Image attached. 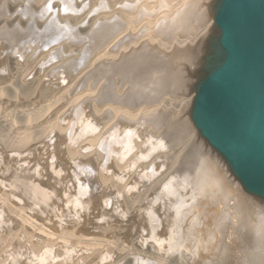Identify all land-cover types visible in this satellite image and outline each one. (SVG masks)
Segmentation results:
<instances>
[{"label":"rangeland","instance_id":"rangeland-1","mask_svg":"<svg viewBox=\"0 0 264 264\" xmlns=\"http://www.w3.org/2000/svg\"><path fill=\"white\" fill-rule=\"evenodd\" d=\"M186 1L0 0V37L2 36L0 46L3 48H0V98H2L0 99V126L2 125L0 129V173L2 176L0 174V178H3L0 179V192L2 191V194L0 193V210L3 213L1 215L0 212L2 216H0V226L2 227L0 228V258L2 257L0 264L9 262V264L11 262L32 264L33 260L34 262L37 261L36 259L40 261L41 257L48 256L50 251L51 253L58 251L63 254L50 253L49 255L52 257L48 256V259L46 256L43 257L45 261L50 258V262L47 261L49 264H52L53 261V264H57L58 261L60 264H264V201L255 203L254 197L243 191L240 193L241 188L229 175L221 159L209 150L201 138L193 132L191 123H188L190 127L187 125V128L183 126L180 119L178 105L183 93L181 88L185 81L189 83L190 88L191 72L195 68L199 54V46L197 47L196 43L202 6L198 0ZM196 1L198 7L195 6L197 5ZM178 3L182 6L175 7ZM178 7H183L184 11L182 10L181 13ZM171 21L174 26L171 25ZM151 22L153 24H150ZM62 47H64L63 50ZM69 48L71 49L67 52ZM148 56L159 60L162 58V70L166 77L163 76V73L151 72L152 79L150 78L151 73L148 72L147 78L157 79V86L154 88L147 84L148 87L143 92L152 95L150 97H153V100L134 108L137 103L133 105L134 95L130 97L132 92L129 88L133 83V74L136 75V59L139 57L147 59ZM51 60L55 62L54 65ZM126 62H132L134 68L130 67L131 63ZM128 67L130 69L127 71ZM74 72L76 74H73ZM160 83H162L161 86ZM106 87H108L107 90ZM56 88L57 90H55ZM151 89L155 92H148ZM64 92L66 94L68 92V94L66 95ZM71 99H74L72 102L74 101L75 104L82 105L71 104L72 102H69ZM75 108L81 109L79 111ZM136 109L138 114L133 113ZM66 110L69 116L75 115L74 118L70 116L73 120L67 119ZM81 113L83 114L81 115ZM27 116L30 117L26 118ZM90 116L91 118H89ZM83 118L88 122L86 123ZM88 118L91 120L89 121ZM55 119H58V122ZM50 120L54 121L50 123ZM55 122L60 125L66 123L68 125L66 124V129H64L65 127L62 128L59 124H54ZM91 122L96 123V126L97 124L101 125L97 126L98 129L94 128L96 130L93 132L94 134L91 133L94 131L91 127L95 124L93 125ZM136 124L138 131L135 127ZM59 126L61 130L58 128ZM89 126L91 127L88 128ZM124 127L128 129H124ZM67 129L74 131H71V134ZM84 129L87 130V134ZM50 130L57 131L52 135ZM109 130L111 131L109 132ZM63 131L69 136L64 135ZM82 131L85 134H82ZM119 131L120 134H125L127 137L124 136V138L122 135L119 137ZM109 133L111 135H108ZM73 136H78V139L72 138ZM89 140V144L93 141V145H97V147H88L89 144L88 146L86 144ZM100 141L102 142L99 143ZM81 143H85V145ZM85 146L87 147L84 148ZM16 148L25 156L26 161L20 165V168L15 167L11 170L7 168V157L5 156ZM91 152H93L92 155L89 154ZM41 153L45 155H41ZM86 154L90 156L88 157ZM47 155L49 156L47 157ZM84 155L86 156L84 157ZM64 157L67 159H62ZM3 159L4 161H2ZM68 160L70 161L68 162ZM74 161L77 162L72 164ZM62 164H65L64 169H61ZM73 165L77 168L76 170L72 169ZM63 170L65 175L59 173ZM80 172L87 173L83 175ZM13 175L15 177H11ZM61 177L63 178L61 179ZM86 177L90 179H86ZM5 179L7 180L4 181ZM56 180L59 184H72V187L68 185L69 191L74 189L82 194L81 190H84L87 193L83 194L78 202L81 205L79 204L76 209L68 211L63 209L60 213L62 219L59 221L50 215L48 219L50 217L52 219L49 222L44 215L46 213L43 211L46 210L44 208H47L48 212H52L50 209L56 208L58 199L60 198L61 201L64 199V195L61 196L62 191L52 185L56 183ZM15 181H19V183ZM35 181L42 183L41 185L46 182V185H43L44 188H50L52 185L54 190L51 186V190H53L51 194H54L55 197L49 194L46 197L48 200H45L46 198L36 199V195H33L36 201L32 196L33 199H31L29 195L33 193V186L29 184L31 182L34 185ZM2 184L5 186L3 190ZM64 184L61 185L66 187ZM79 184L81 187L78 186ZM12 188H16V191ZM3 191L11 200L6 199V196L5 199H2L5 195ZM58 192L61 194H57ZM105 195H108L109 198ZM42 199L45 200L44 204H42ZM56 199L57 202L54 201ZM117 201L120 203L118 204ZM30 202L32 203L30 204ZM98 203L99 205H97ZM33 204L34 208L31 209ZM36 204H40V207ZM47 206L52 207L49 209ZM6 207L10 210H7ZM12 209L13 211H11ZM56 211L57 208L54 213ZM80 211L83 213L81 214ZM4 213L8 214V220ZM72 216L75 217L71 219ZM53 220L55 221L52 222ZM56 224L63 226H55V229L54 225ZM43 234L59 242L56 243L59 248L55 246L56 248L52 250L41 244L40 237ZM69 239L71 240L69 241ZM66 241L70 242L73 248L67 247L70 243ZM60 244H65L62 246L64 249ZM27 245L33 248L30 249ZM5 247L6 249L8 247L7 251H5ZM39 248L40 254L38 253ZM14 250L17 251L14 252ZM44 250L49 251H46V254ZM17 252L19 253L17 254ZM58 257L62 262L57 259Z\"/></svg>","mask_w":264,"mask_h":264},{"label":"water","instance_id":"water-1","mask_svg":"<svg viewBox=\"0 0 264 264\" xmlns=\"http://www.w3.org/2000/svg\"><path fill=\"white\" fill-rule=\"evenodd\" d=\"M188 117L241 191L264 201V0H212Z\"/></svg>","mask_w":264,"mask_h":264},{"label":"bare ground","instance_id":"bare-ground-1","mask_svg":"<svg viewBox=\"0 0 264 264\" xmlns=\"http://www.w3.org/2000/svg\"><path fill=\"white\" fill-rule=\"evenodd\" d=\"M183 1V0H182ZM186 1V0H185ZM188 1H190V0H188ZM198 1H200V6H201V16H200V21H199V26H198V28H197V47L198 46H200V44H201V41L203 40V38L207 35V33H208V31L210 30V28L212 27V21H211V17L209 16V6H210V4H211V2H212V0H198ZM68 2V1H67ZM187 2V1H186ZM27 3V2H26ZM119 3H121V2H119ZM181 4H182V2H180ZM180 3H178V4H176V6L175 7H177L178 5L179 6H182ZM192 3V2H191ZM195 3H197V1L195 2ZM194 3V4H195ZM8 4V3H7ZM24 4V3H23ZM45 4V3H44ZM115 4V3H114ZM139 4V3H138ZM15 5V4H14ZM140 5V4H139ZM190 5V4H189ZM193 5V4H192ZM16 6H18L17 4H16ZM25 6V5H24ZM196 7H198V3H197V5H195ZM26 7H27V5H26ZM134 7H136V6H134ZM192 7V6H191ZM14 8H15V6H14ZM13 8V9H14ZM137 8V7H136ZM180 8V12L184 9L183 7H178V9ZM183 8V9H182ZM19 9V8H18ZM193 9H195V8H193ZM171 11L173 10V9H170ZM191 10H192V8H191ZM8 11V10H7ZM10 12H11V10H9ZM18 11V10H17ZM184 11V10H183ZM182 11V12H183ZM34 12V11H33ZM46 12V11H45ZM181 12V13H182ZM169 13V12H168ZM170 13H172V12H170ZM52 14V13H51ZM63 14V13H62ZM180 14V13H179ZM1 15V14H0ZM60 16V15H59ZM166 16V15H165ZM27 17V16H26ZM56 17V16H55ZM167 17V16H166ZM4 18V17H3ZM10 18V17H9ZM8 18V19H9ZM15 18V17H14ZM59 18V17H58ZM46 19V18H45ZM44 19V20H45ZM57 20V19H56ZM151 21H153V20H151ZM156 21V20H155ZM12 22V21H11ZM58 22V21H57ZM5 23V22H4ZM38 23V22H37ZM43 23V22H42ZM47 23V22H46ZM60 23V22H59ZM114 23V22H113ZM156 23V22H155ZM171 23V25L172 26H174V23L171 21L170 22ZM23 24V23H22ZM48 24V23H47ZM150 24H153L152 22L150 23ZM20 25V24H19ZM24 25V24H23ZM49 25V24H48ZM114 25V24H113ZM12 26V25H11ZM21 26V25H20ZM31 26V25H30ZM38 26V25H37ZM6 27V26H5ZM4 27V28H5ZM25 27V26H24ZM34 28H36L35 26H34ZM40 28V27H39ZM65 28V27H64ZM156 28V27H155ZM8 29V28H7ZM33 29V28H32ZM38 29V28H37ZM42 29V28H41ZM44 29V28H43ZM160 29V28H159ZM171 29V28H170ZM172 29H173V27H172ZM109 30V29H108ZM72 31V30H71ZM170 31V30H169ZM50 33H52L51 31H49ZM77 32H78V30H77ZM83 32V31H82ZM110 32H112V31H110ZM116 32V31H115ZM18 33V32H17ZM41 33V32H40ZM72 33V32H71ZM114 33V32H113ZM117 33V32H116ZM67 34V33H66ZM70 34V33H69ZM68 34V35H69ZM73 34V33H72ZM83 34H84V32H83ZM175 34V33H174ZM177 34V33H176ZM61 35H63V34H61ZM114 35H115V33H114ZM169 35V34H168ZM28 36V35H27ZM30 36V35H29ZM67 36V35H66ZM99 36V35H98ZM112 36V35H111ZM172 36V35H171ZM171 36H169V37H171ZM2 37V36H1ZM0 37V38H1ZM25 39H26V37L25 36H23ZM84 37H85V34H84ZM122 37V36H121ZM31 38V37H30ZM41 38V37H40ZM39 38V39H40ZM109 38H111V37H109ZM115 38H116V36H115ZM177 38V37H176ZM24 39V40H25ZM49 39V38H48ZM70 39V38H69ZM107 39V38H106ZM113 39V38H112ZM121 39V38H120ZM30 40V39H29ZM38 40V39H37ZM54 40V39H53ZM116 40V39H115ZM19 41V40H18ZM32 41H35V40H32ZM52 41V40H51ZM57 41V40H56ZM92 41V40H91ZM95 41V40H94ZM38 42H40V41H38ZM44 42H46L45 40H44ZM14 43V42H13ZM31 43V42H30ZM34 43V42H33ZM56 43V42H55ZM54 44V43H53ZM64 44L66 45V43L64 42ZM63 44V45H64ZM99 44V43H98ZM97 44V45H98ZM140 44V43H139ZM43 45V44H42ZM101 45V44H100ZM39 46H41V45H39ZM67 46V45H66ZM99 46V45H98ZM115 46V45H114ZM118 46H119V44H118ZM142 46V45H141ZM38 47V46H37ZM43 47V46H42ZM48 47V46H47ZM51 47V46H50ZM61 47V46H60ZM0 48H2L1 46H0ZM57 48V47H56ZM129 48V47H128ZM133 48H135L134 46H133ZM176 48V47H175ZM3 49V48H2ZM53 49V48H52ZM64 49V47H62V50ZM66 49V48H65ZM70 49L71 48H69V50L67 51V52H69L70 51ZM110 49V48H109ZM124 49V48H123ZM139 49V48H138ZM92 50V49H91ZM122 50V49H121ZM50 51V50H49ZM48 51V52H49ZM76 51V50H75ZM113 51V50H112ZM124 51H127V50H124ZM123 51V52H124ZM51 52V51H50ZM66 52V53H67ZM72 52V51H71ZM74 52V51H73ZM92 52V51H91ZM90 52V53H91ZM140 52H141V50H140ZM46 53V52H45ZM44 53V54H45ZM63 53V52H62ZM65 53V52H64ZM89 53V54H90ZM100 53V52H99ZM119 53V52H118ZM117 53V54H118ZM175 53H176V51H175ZM47 54V53H46ZM103 54H104V50H103ZM103 54H101V55H103ZM142 54V53H141ZM27 55V54H26ZM105 55H106V53H105ZM134 55V54H133ZM143 55V54H142ZM173 55V54H172ZM63 56V55H62ZM94 56V55H93ZM116 56H118V55H116ZM127 56H129V55H127ZM146 56V55H145ZM40 57V56H39ZM69 57V56H68ZM70 57H71V54H70ZM94 57H96V56H94ZM107 57H109V56H107ZM112 57V56H111ZM3 58V57H2ZM134 58V57H133ZM34 59V58H33ZM106 59V58H105ZM135 59V58H134ZM162 59V58H161ZM159 60V59H154V58H152V57H150V56H148L147 57V59L144 57H139V59H136L137 61H136V68L135 69H137L136 70V75L135 74H133V78H132V80H133V83H132V85L130 84V88L129 89H131V95H130V97H133V95H134V99H133V105H134V103H137L136 105H134L135 107L134 108H136L137 106H139L140 104L141 105H143V104H145V103H147V102H149V101H151V100H153V97L151 98L150 96H152V95H150L149 93H144L143 91H144V89L146 88V87H148V85L150 86V87H154L155 88V86H157L156 85V81H157V79H154V80H152L153 78H152V73L151 72H156V73H163V62H161L162 60ZM40 60H42V59H40ZM129 60H131V59H129ZM28 61V60H27ZM43 61V60H42ZM42 61H40V62H42ZM51 61H53V60H51ZM77 61V60H76ZM95 61H96V59H95ZM7 62V61H6ZM37 62V61H36ZM39 62V63H40ZM54 62V61H53ZM52 62V63H53ZM65 62V61H64ZM63 62V63H64ZM71 62V61H70ZM78 62V61H77ZM81 62V61H80ZM133 64L135 65V61L133 60ZM60 63V62H59ZM62 63V64H63ZM85 63V62H84ZM92 63V62H91ZM126 63H128V64H130L131 63V66L130 67H133L134 68V66H132L133 64H132V62H126ZM31 64H33V63H31ZM48 64V63H47ZM55 64V62L52 64V65H54ZM87 64V63H86ZM93 64V63H92ZM94 64H95V62H94ZM38 65V64H37ZM49 65V64H48ZM50 65H51V63H50ZM51 65V66H52ZM167 65V64H166ZM169 65V64H168ZM32 66H34V64L32 65ZM39 66H40V64H39ZM47 66V65H46ZM45 66V67H46ZM50 66V67H51ZM126 66H128V65H126ZM192 66H193V64H192ZM49 67V66H48ZM48 67H46V68H48ZM85 67V66H84ZM92 67V66H91ZM122 67V66H121ZM40 68H41V66H40ZM45 68V69H46ZM54 68V67H53ZM70 68V67H69ZM164 68H165V66H164ZM191 68V67H190ZM33 69V68H32ZM45 69H44V71H45ZM49 69H51V68H49ZM93 69V68H92ZM95 69V68H94ZM103 69V68H102ZM128 69H130L129 67L127 68V71H128ZM69 70V69H68ZM98 70V69H97ZM107 70V69H106ZM34 71V70H33ZM46 71H47V69H46ZM103 71V70H102ZM105 71V70H104ZM133 71V70H132ZM178 71V70H177ZM186 71V70H185ZM106 72V71H105ZM148 72H150L151 73V75H150V78H152V79H150V78H147L148 76ZM166 72V71H165ZM170 72V71H169ZM27 73V72H26ZM34 73V72H33ZM85 73V72H84ZM91 73V72H90ZM130 73H133V72H130ZM178 73V72H177ZM73 74H76L75 72L73 73ZM167 74V73H166ZM171 74V73H170ZM3 75H5V74H3ZM23 75V74H22ZM34 75V74H33ZM32 75V76H33ZM36 75V74H35ZM39 75V74H38ZM78 75V74H77ZM88 75V74H87ZM90 75V74H89ZM93 76V75H92ZM124 76V75H123ZM159 76V75H158ZM163 76L164 77H166L165 76V74L163 73ZM167 76H168V74H167ZM179 76V75H178ZM12 77V76H11ZM30 77H31V75H30ZM36 77V76H35ZM109 77V76H108ZM171 77H173V76H171ZM181 77V76H180ZM123 78V77H122ZM174 78V77H173ZM183 78V77H182ZM164 80H166V78H163ZM187 79V78H186ZM179 80V79H178ZM177 80V81H178ZM181 80V79H180ZM190 80V79H189ZM19 81V80H18ZM17 81V82H18ZM123 81V80H122ZM131 81V80H130ZM172 81V80H171ZM16 82V81H15ZM24 82V81H23ZM25 82H26V80H25ZM119 82V81H118ZM124 82V81H123ZM158 82H160V80H158ZM173 82V81H172ZM186 82V81H185ZM185 82H183L184 83V85H182L183 86V88H181V91L183 92L182 93V96H181V102L179 103V105H178V107H179V111H180V119H181V122L184 124L183 126H185V127H187L188 128V126L190 127V125L188 124V123H190V120H189V117H188V109H189V105H190V101H191V98H190V88H189V83H185ZM21 83V82H20ZM47 83V82H46ZM70 83V82H69ZM121 83V82H120ZM119 83V84H120ZM151 83H152V85H151ZM165 84H166V82H164ZM171 83V82H170ZM174 83V82H173ZM182 83V84H183ZM45 84V83H44ZM118 84V85H119ZM148 84V85H147ZM158 84V83H157ZM168 84V83H167ZM50 85V84H49ZM70 85V84H69ZM162 85V83H160V86ZM164 85V84H163ZM42 86V85H41ZM112 86V85H111ZM158 86H159V84H158ZM16 87V86H15ZM61 87V86H60ZM49 88H50V86H49ZM107 88L108 87H106V90H107ZM127 88V87H126ZM41 89V88H40ZM148 89V88H147ZM157 89V88H156ZM155 89V90H156ZM160 89V88H159ZM55 90H57V88L55 89ZM52 91V90H51ZM60 91V90H59ZM62 91V90H61ZM130 91V90H129ZM128 91V92H129ZM150 91H154V90H148V92H150ZM63 92V91H62ZM155 92V91H154ZM65 93V92H64ZM130 93V92H129ZM158 93V92H157ZM66 94V93H65ZM67 94H68V92H67ZM66 94V95H67ZM121 94V93H120ZM136 94V95H135ZM102 95H104V94H102ZM117 95V94H116ZM127 96V95H126ZM154 96V95H153ZM1 97V96H0ZM45 97V96H44ZM94 97V96H93ZM106 97V96H105ZM125 97V96H124ZM128 97V96H127ZM39 98V97H38ZM68 98V97H67ZM76 99L78 98V97H75ZM81 98V97H80ZM126 98V97H125ZM124 98V99H125ZM129 98V97H128ZM0 99H2V98H0ZM123 99V98H122ZM38 100V99H37ZM43 100V99H42ZM72 100H74V99H71L69 102L71 103L72 102ZM88 100H90L89 98H88ZM94 100V99H93ZM33 101H34V99H33ZM79 101V100H78ZM82 101H84V100H82ZM126 101V100H125ZM69 102H68V104H69ZM80 102V101H79ZM127 102H129L128 100H127ZM67 103V102H66ZM74 103V101L71 103V104H73ZM82 103V102H81ZM120 103V102H119ZM131 103V102H130ZM67 104V105H68ZM77 104H79V103H77ZM77 104H75L74 103V105H77ZM14 105H15V103H14ZM27 105V104H26ZM67 105H65L66 107H67ZM79 105H82V104H79ZM4 106V105H3ZM5 107V106H4ZM72 107H73V105H72ZM71 107V108H72ZM75 107V106H74ZM83 107H84V104H83ZM5 108H8V107H5ZM36 108V107H35ZM49 108H51V107H49ZM62 108H64V107H62ZM71 108H69V109H71ZM82 108V107H81ZM80 108V109H81ZM89 108V107H88ZM60 109V108H59ZM66 109V108H65ZM76 109V108H75ZM78 109V108H77ZM76 109V110H77ZM80 109H78L79 111H80ZM51 110H53V109H51ZM50 110V111H51ZM61 110H63V109H61ZM72 110H74L73 108H72ZM75 110V111H76ZM67 111V110H66ZM65 111V112H66ZM103 111V110H102ZM146 111H148V110H146ZM4 112H5V110H4ZM26 112V111H25ZM36 112V111H35ZM35 112H32V113H35ZM73 112V111H72ZM2 113V112H1ZM14 113V112H13ZM60 113H62L61 111H60ZM70 113H71V111H70ZM111 113V112H110ZM133 113H137L138 114V110L136 109V110H134L133 111ZM49 114V113H48ZM59 114V113H58ZM67 114H68V111H67ZM83 113H81V115H82ZM85 114V113H84ZM93 114V113H92ZM97 114H100V113H97ZM120 114V113H119ZM31 115H33V114H31ZM39 115V114H38ZM46 115H47V113H46ZM54 115H57V114H54ZM63 115H64V113H63ZM62 114H61V117L63 116ZM66 115V114H65ZM113 115V114H112ZM121 115V114H120ZM5 116V115H4ZM60 116V115H59ZM66 116H68V118L67 117H65V118H67V119H70V121H71V119L72 118H74V114H73V117L71 118L70 116H69V114L68 115H66ZM100 116V115H99ZM101 116H102V114H101ZM110 116V115H109ZM134 116V115H133ZM30 117V116H29ZM28 116L26 117V118H29ZM43 117V116H42ZM41 117V118H42ZM54 117V116H53ZM55 117H57V116H55ZM87 117V116H86ZM86 117H84V118H86ZM105 117V116H104ZM129 117V116H128ZM132 117V116H131ZM3 118V117H2ZM5 118V117H4ZM34 118V117H33ZM44 118V117H43ZM42 118V119H43ZM46 118V117H45ZM83 118V120L85 121V119ZM89 118H91V116L89 117ZM88 118V119H89ZM108 118V117H107ZM106 118V119H107ZM46 119H48V118H46ZM60 120H62L61 118H59ZM63 119H64V117H63ZM76 119V118H75ZM74 119V120H75ZM87 119V120H88ZM96 119H97V116H96ZM100 119H102V118H100ZM133 119V118H132ZM15 120V119H14ZM31 120H33V119H31ZM37 120H39V119H37ZM57 120V122H58V119H55V121ZM73 120V119H72ZM77 120V119H76ZM75 120V121H76ZM80 120V119H79ZM91 119H89V121H90ZM104 120V119H103ZM117 120V119H116ZM125 120H126V118H125ZM1 121V120H0ZM11 121H12V119H11ZM21 121V120H20ZM30 121V120H29ZM52 120H50V123H52L51 122ZM63 121V120H62ZM67 121V120H66ZM78 121V120H77ZM97 121V120H96ZM99 121V120H98ZM102 121V120H101ZM10 122V121H9ZM26 122V121H25ZM33 122V121H32ZM57 122H55L54 124H56ZM86 122V121H85ZM88 122V121H87ZM86 122V123H87ZM111 122V121H110ZM3 123V122H2ZM5 123V122H4ZM35 123H37V122H35ZM44 123H46V122H44ZM49 122H48V124H50ZM69 123V122H68ZM91 123H93V122H91ZM109 123V122H108ZM132 123V122H131ZM139 123V122H138ZM42 124V123H41ZM57 124H59V123H57ZM67 124V123H66ZM66 124H63V125H60V126H62V128L63 127H65V125ZM84 124V123H83ZM95 124V125H94ZM102 124H104V122H102ZM68 125V124H67ZM93 125L95 126H89L88 128H93V130H94V128L96 129V127L97 126H101V125H98L97 124V126H96V123H93ZM107 125V124H106ZM118 125H120L121 126V124H118ZM117 125V126H118ZM124 125V124H123ZM137 125V124H136ZM188 125V126H187ZM2 126V125H1ZM1 126H0V129H1ZM48 126V125H47ZM54 126V125H53ZM52 126V127H53ZM56 127H57V125H55ZM58 127V128H60V130H61V127ZM75 126H76V124H75ZM115 126V125H114ZM14 127H16V126H14ZM40 127V126H39ZM81 126H79V128H80ZM116 127V126H115ZM133 127H134V125H133ZM136 128L138 127V125L137 126H135ZM192 127V126H191ZM68 128V127H67ZM77 128V127H76ZM83 128V127H82ZM99 127H97V129H98ZM103 128V127H102ZM121 128V127H120ZM127 128V127H126ZM125 127H124V129H126ZM2 129H4V128H2ZM10 129V128H9ZM38 129V128H37ZM40 129V128H39ZM43 129V128H42ZM46 129V128H45ZM50 129H51V127H50ZM53 129V128H52ZM64 129H66V127L64 128ZM73 129H74V127H73ZM81 129V128H80ZM86 129V128H85ZM84 129V130H85ZM104 129V128H103ZM114 129V128H113ZM123 129V128H122ZM128 129V128H127ZM190 129V128H189ZM25 130V129H24ZM44 130V129H43ZM42 130V131H43ZM67 130H69V129H67ZM89 130V129H88ZM91 130V129H90ZM100 130V129H99ZM108 130V129H107ZM6 131H8V130H6ZM47 131H49V130H47ZM57 131V130H56ZM56 131H53L54 133L56 132ZM59 131V130H58ZM70 131V130H69ZM68 131V132H69ZM71 131H74V130H71ZM71 131H70V133H71ZM87 130H85V132H86ZM96 130H94V131H90L92 134H94L93 132H95ZM101 131V130H100ZM111 130H109V132H110ZM115 131V130H114ZM124 131V130H123ZM129 131H130V129H129ZM137 131H138V128H137ZM5 132V131H4ZM3 132V133H4ZM50 132H51V134L53 133L51 130H50ZM50 132H49V134H50ZM67 132V133H68ZM99 132V131H98ZM97 132V133H98ZM107 132V131H106ZM118 132V131H117ZM1 133V132H0ZM13 133H15V132H13ZM19 133V132H18ZM17 133V134H18ZM61 133V132H60ZM63 133H64V135H68L69 136V134H65L66 132H64L63 131ZM63 133H61V134H63ZM82 134H85L83 131L81 132ZM105 133V132H104ZM23 134V133H22ZM43 134H44V132H43ZM46 134V133H45ZM72 134V133H71ZM86 134H87V132H86ZM113 134V133H112ZM53 135V134H52ZM55 135V134H54ZM56 135H57V133H56ZM59 135V134H58ZM90 135V134H89ZM108 135H111L110 133L108 134ZM121 135L124 137H127L125 134L123 135L122 133L120 134V131H119V137H121ZM193 135V134H192ZM1 136H2V134H1ZM6 136V135H5ZM62 136V135H61ZM28 137V136H27ZM35 137H36V135H35ZM52 137H54V136H52ZM67 137V136H66ZM78 137V136H77ZM77 137H72V138H75V139H78ZM88 137V136H87ZM98 137V136H97ZM104 137H105V135H104ZM110 137V136H109ZM124 137V138H125ZM1 138V137H0ZM7 139H8V137H6ZM6 138H3V139H6ZM13 138V137H12ZM18 138V137H17ZM20 138V137H19ZM65 138V137H64ZM70 138V137H69ZM80 138V137H79ZM86 138V137H85ZM101 138H103V137H101ZM112 138V137H111ZM114 138V137H113ZM116 138V137H115ZM114 138V139H115ZM118 138V137H117ZM16 139V138H15ZM23 139V138H22ZM21 139V140H22ZM56 139H57V137H56ZM67 139V138H66ZM96 139V138H95ZM108 139V138H107ZM106 139V140H107ZM13 140V139H12ZM24 140V139H23ZM81 140V138L79 139V141ZM99 140V139H98ZM97 140V141H98ZM14 141V140H13ZM25 141H27V140H25ZM78 141V142H79ZM84 141V140H83ZM15 142V141H14ZM65 142V141H64ZM88 142H90V140L89 141H87V146H88ZM102 141H100L99 143H101ZM1 143V142H0ZM13 143V142H12ZM16 143V142H15ZM19 143V142H18ZM74 143V142H73ZM97 143V142H96ZM96 143H94V144H96ZM109 143V142H108ZM9 144V143H8ZM14 144V143H13ZM21 144V143H20ZM24 144V143H23ZM76 144H79V143H76ZM81 144H84L85 145V143H81ZM90 144H92V146H90ZM89 144V146L88 147H97V145L96 146H94L93 145V141H92V143H90ZM104 144H106V143H104ZM4 145V144H3ZM16 145V144H15ZM14 145V146H15ZM72 146L74 145V144H71ZM99 146H100V144H98ZM75 146V145H74ZM78 146V145H77ZM87 146H85L84 148H86ZM98 146V147H99ZM103 146V145H102ZM109 146V145H108ZM112 146V145H111ZM12 147H13V145H12ZM23 148H25L24 146H22ZM28 147V146H27ZM49 147V146H48ZM81 147H83V146H81ZM80 147V148H81ZM69 148V147H68ZM67 148V149H68ZM99 148H101V147H99ZM102 148H104V147H102ZM9 149V148H8ZM13 149V148H12ZM50 149V148H49ZM58 149V148H57ZM70 149V148H69ZM75 149V148H74ZM82 150H83V148H81ZM1 150V149H0ZM16 150V151H15ZM15 150H12V152L11 153H9V155H6L5 153V157H7V159H6V161H7V168H9V169H11V170H13V169H15V167H19L20 168V165L24 162V161H26V158H25V156H23L22 155V153L16 148ZM46 150H48V149H46ZM80 150V149H79ZM6 152H8V151H6ZM30 152V151H29ZM45 152V151H44ZM43 152V153H44ZM54 152H55V150H54ZM54 152H51V153H54ZM56 152H58V151H56ZM78 152V151H77ZM111 152H114V151H111ZM1 153V152H0ZM26 153V152H25ZM33 154H34V151L32 152ZM36 153H39V152H36ZM43 153H41V155L43 154ZM46 153V152H45ZM67 153H68V151H67ZM92 153L93 152H91V153H89V154H91L92 155ZM3 154V155H4ZM23 154H24V152H23ZM89 154H86L88 157L90 156ZM208 154H209V152H208ZM32 155V154H31ZM43 155H45V154H43ZM76 155V154H75ZM86 155H84V157L86 156ZM212 155V154H211ZM49 155H47V157H48ZM72 156H73V154H72ZM210 156V155H209ZM5 157L3 156V158L5 159ZM40 157V156H39ZM39 157H36V158H39ZM61 157V156H60ZM69 157H71V156H69ZM87 157V158H88ZM97 157V156H96ZM203 157V156H202ZM211 157H213V156H211ZM34 158V157H33ZM66 157H64V158H62V159H65ZM4 159L2 160V161H4ZM61 159V160H62ZM67 159V158H66ZM98 159V158H97ZM1 160V159H0ZM36 160V159H35ZM34 160V161H35ZM71 160V159H70ZM70 160H68V162L70 161ZM112 160V159H111ZM28 161H30V160H28ZM40 161V160H39ZM59 161V160H58ZM57 161V162H58ZM213 161H215V160H213ZM218 161V160H217ZM51 162V161H50ZM75 162H77V161H74L72 164H74ZM81 164H83V162H81V161H79ZM32 163V162H31ZM59 163H61L60 161H59ZM66 164H68V163H66ZM70 164V163H69ZM78 164V163H77ZM76 164V165H77ZM5 165H6V163H5ZM43 165V164H42ZM58 165V164H57ZM65 164H62V168L61 169H64V166ZM78 165H80V164H78ZM77 165V166H78ZM83 165H85V164H83ZM27 166V165H26ZM67 166V165H66ZM74 166V165H73ZM72 166V167H73ZM81 166V165H80ZM86 166H88V165H86ZM28 168H29V166H27ZM57 167V166H56ZM58 167H59V165H58ZM69 167V166H68ZM71 167V168H72ZM107 167V166H106ZM6 168V167H5ZM33 168V167H32ZM70 168V169H71ZM75 168V166L72 168V169H74ZM79 168V167H78ZM84 168V167H83ZM90 168V167H89ZM59 169H60V167H59ZM67 169V168H66ZM65 169V170H66ZM77 168H75L74 170H76ZM221 169H224V168H221ZM10 170V171H11ZM36 170V169H35ZM86 170V169H85ZM9 171V170H8ZM23 171V170H22ZM41 171V170H40ZM56 171V170H55ZM58 171V170H57ZM216 171H218V170H216ZM14 172V171H13ZM70 172H71V170H70ZM74 173H78L77 171H73ZM72 172V173H73ZM89 172V171H88ZM222 172V171H221ZM224 172V171H223ZM16 173V172H15ZM26 173V172H25ZM55 173V172H54ZM59 173H62L63 175H65V171L63 170V171H59ZM81 173V172H80ZM79 173V174H80ZM83 173V175L84 174H86L85 172H82ZM81 173V174H82ZM204 173H206V172H204ZM1 174V173H0ZM37 174V173H36ZM39 174V173H38ZM198 174H200V173H198ZM223 174V173H222ZM12 175V174H11ZM16 175V174H15ZM50 175V174H49ZM53 175H57V174H53ZM88 175V174H87ZM98 175V174H97ZM1 176H2V174H1ZM23 176V175H22ZM58 176V175H57ZM82 176V175H81ZM89 176V175H88ZM101 176V175H100ZM201 176V175H200ZM11 177H15L14 175L13 176H11ZM19 177V176H18ZM26 178H27V176H25ZM80 177V176H79ZM79 177H77V178H79ZM225 177V176H224ZM223 177V178H224ZM227 177V176H226ZM63 177H61V179H62ZM98 178V177H97ZM0 179H3V178H0ZM21 179V178H20ZM44 179H45V177H44ZM86 179H90V178H87L86 177ZM100 179V178H99ZM201 179V178H200ZM208 179H209V176H208ZM7 179H5L4 181H6ZM12 180V179H11ZM83 180V179H82ZM85 180V179H84ZM101 180V179H100ZM230 180V179H229ZM232 180V179H231ZM3 181V180H2ZM31 181H33L32 179H31ZM36 181H38V180H36ZM36 181H35V183H34V185H32L33 183H31L30 182V186H33L32 187V191H33V193H32V195L30 194L29 196L31 197H35V196H33V195H36V199H41V198H46L49 194H51V191H53L54 190V187L52 186V185H55L56 187L55 188H58L59 189V191L61 190L62 191V193L63 194H61V192L59 193H57V194H61V196L62 195H64V199L61 201L60 200V198L58 199L59 200V202H57L58 200L56 199V200H54L55 202H57L58 204L56 205V204H54V205H56V208H57V211L54 213V211H55V209L56 208H49V207H52V206H47L50 210H52V212L51 211H49L48 212V209L47 208H44V209H46V210H43V211H45L46 213L44 214L45 215V217L48 219L49 218V216L51 215L52 217H54L57 221H59L60 219H62V215L60 214L62 211H63V209L64 210H66L67 209V211L69 210V209H76L77 208V206L80 204L81 205V203H79L78 204V202H80V199H81V197L83 196V194H85V193H87L86 191H84V190H81L82 191V194H81V192L79 191V193L76 191V190H74L73 188H71V189H73V191L72 190H70L69 191V189L68 188H70V187H68V185H66V184H64V183H61V184H64V185H66V187H67V189H66V187H63L61 184H59L58 182H57V180L55 181L56 183H53L51 186H52V189L53 190H51V186H50V188L49 187H46V188H44V184L46 185V182H44L43 183V185H41L42 183H40V182H38V183H36ZM59 181V180H58ZM89 181V180H88ZM101 181H104V180H101ZM209 181V180H208ZM1 182V181H0ZM11 182V181H10ZM15 182H18L19 183V181H15ZM14 182V183H15ZM43 182V181H42ZM47 182H49V181H47ZM70 182V181H69ZM100 182V181H99ZM218 182V181H217ZM3 183V182H2ZM5 183V182H4ZM65 183H67V182H65ZM227 183H228V181H227ZM71 184V183H70ZM86 184V183H85ZM230 184V183H229ZM234 184V183H233ZM232 184V185H233ZM3 185V187H2V190L3 189H5V186H4V184H2ZM7 185V184H6ZM9 185V184H8ZM12 185H13V183H12ZM25 185V184H24ZM41 185V186H40ZM72 185V184H71ZM71 185H69V186H71ZM87 185H88V183H87ZM86 185V186H87ZM217 185V184H216ZM236 185V184H235ZM77 186V185H76ZM78 186H80V184L78 185ZM89 186V185H88ZM219 186V185H218ZM227 186V185H226ZM238 187H240L239 185H237ZM72 187V186H71ZM81 187V186H80ZM80 187H77V188H79V189H81ZM31 188V187H30ZM83 188V187H82ZM217 188V187H216ZM215 188V189H216ZM231 188V187H230ZM0 189H1V186H0ZM12 189H14V188H12ZM11 189V190H12ZM16 189V188H15ZM14 189V190H15ZM20 189V188H19ZM76 189V188H75ZM96 189H98V188H96ZM95 189V190H96ZM103 189V188H102ZM210 189V188H209ZM212 189V188H211ZM239 189V188H238ZM238 189H235V190H238ZM87 190V189H86ZM232 190V189H231ZM13 191V190H12ZM16 191V190H15ZM83 191H84V193H83ZM90 191V190H89ZM102 191V190H101ZM219 191V190H218ZM234 191V190H233ZM2 192V191H1ZM0 192V193H1ZM7 192V191H6ZM106 192V191H105ZM240 193H241V190L239 191ZM3 193H4V191H3ZM12 193H14V192H12ZM20 193V192H19ZM53 193V192H52ZM2 194V193H1ZM5 194V193H4ZM3 194V195H4ZM16 194V193H15ZM103 194V193H102ZM106 194V193H105ZM52 195V194H51ZM54 195V194H53ZM52 195V196H53ZM5 196H6V194L3 196V198L2 199H5ZM12 196H14V195H12ZM19 196V195H18ZM22 196V195H21ZM37 196H38V198H37ZM57 196V195H56ZM106 196V195H105ZM216 196V195H215ZM236 196V195H235ZM240 196V195H239ZM9 196L7 195L6 196V199H9L8 198ZM29 197V198H30ZM31 197V199H33ZM54 197H55V195H54ZM100 197V196H99ZM102 197V196H101ZM106 197H108V195L106 196ZM243 197H244V195H243ZM16 198H17V196H16ZM19 198V197H18ZM49 198V197H48ZM56 198H58V197H56ZM94 198V197H93ZM109 198V197H108ZM216 198V197H215ZM233 198V197H232ZM245 198V197H244ZM13 199H14V197H13ZM19 199H21V198H19ZM35 199V198H34ZM36 199H35V201H36ZM97 199V198H96ZM229 199H231V198H229ZM9 200H11V198L9 199ZM8 200V201H9ZM45 200H48L47 198L45 199ZM44 200V201H45ZM92 200V199H91ZM106 200V199H105ZM248 200V199H247ZM253 200V199H252ZM40 201V200H39ZM42 202V204H44V201H43V199L41 200ZM54 201H51L52 203L54 202ZM84 201V200H83ZM93 201V200H92ZM119 201V200H118ZM117 201V202H118ZM233 201V200H232ZM251 201V200H250ZM2 202V201H1ZM6 202H7V200H6ZM34 202V201H33ZM38 202V201H37ZM63 204H62V203ZM87 202H88V200H87ZM111 202H112V200H111ZM234 202H236V201H234ZM255 202V201H254ZM4 203V205H5V202H3ZM11 203V202H10ZM32 202H30V204H31ZM36 203V202H35ZM120 202H118V204H119ZM248 203V202H247ZM256 203V202H255ZM9 204V203H8ZM29 204V205H30ZM46 204V203H45ZM101 204V203H100ZM110 204V203H109ZM244 204V203H243ZM246 204V203H245ZM249 204V203H248ZM258 204V203H257ZM37 205V204H36ZM97 205H99V203L97 204ZM252 205V204H251ZM261 205V204H260ZM13 206V205H12ZM37 206H39L40 207V204L39 205H37ZM60 206V207H59ZM87 206V205H86ZM95 206H96V202H95ZM11 207V206H10ZM38 207V208H39ZM91 207H92V205H91ZM90 207V208H91ZM105 207V206H104ZM3 208H5V207H3ZM7 208V210H10V208H8V207H6ZM12 208V207H11ZM29 208V207H28ZM34 208V204H33V207L31 208V209H33ZM41 208H42V206H41ZM40 208V209H41ZM103 208V207H102ZM223 208V207H222ZM30 209V210H31ZM37 209V208H36ZM39 209V210H40ZM43 209V208H42ZM93 209V208H92ZM106 209V208H105ZM232 209V208H231ZM250 209V208H249ZM29 210V211H30ZM38 210V209H37ZM89 210V209H88ZM3 211V210H2ZM11 211H13V209L11 210ZM72 211H74V210H72ZM78 211V210H77ZM82 211H84V210H82ZM0 212H1V210H0ZM5 212V211H4ZM7 212H9V211H7ZM31 212V211H30ZM70 212V211H69ZM81 212V211H80ZM237 212V211H236ZM6 213V212H5ZM4 213V214H5ZM66 213H68V212H66ZM78 213V212H77ZM83 212H81V214H82ZM85 213V212H84ZM3 213L1 212V215H2ZM12 214V213H11ZM31 214H32V212H31ZM73 214V213H72ZM71 214V215H72ZM86 214V213H85ZM233 214V213H232ZM236 214V213H235ZM0 215V216H1ZM6 216V218L8 217V214H5ZM38 215V214H37ZM41 215V214H40ZM74 215V214H73ZM77 215V214H76ZM75 215V216H76ZM251 215V214H250ZM264 215V214H263ZM16 216V215H15ZM74 216V217H75ZM82 216V215H81ZM2 217V216H1ZM13 218H14V216H12ZM22 217V216H21ZM25 217V216H24ZM45 217H44V219H45ZM73 216L71 217V219L72 218H74ZM76 217H78V216H76ZM84 217H85V215H84ZM237 217H238V215H237ZM10 218V217H9ZM36 218V217H35ZM83 218V217H82ZM2 219V218H1ZM19 219V218H18ZM42 219V218H41ZM50 219H52L51 217H50ZM50 219H48V221L50 222L51 220ZM79 219H80V217H79ZM78 219V220H79ZM7 220H8V218H7ZM7 220H4V221H7ZM16 220V219H15ZM21 220V219H20ZM87 220V219H86ZM47 221V222H48ZM55 220H53L52 222H54ZM71 221V220H70ZM81 221V220H80ZM17 222H19V221H17ZM16 222V223H17ZM22 222V221H21ZM64 222H65V220H64ZM66 222H67V219H66ZM2 223V222H1ZM15 223V224H16ZM86 223V222H85ZM248 223V222H247ZM4 224H6V223H4ZM8 224V223H7ZM10 224V223H9ZM27 225H28V223H26ZM46 224V223H45ZM246 224V223H245ZM11 225V224H10ZM30 225V224H29ZM58 224H56V225H54V228H55V226H57ZM62 225V224H61ZM60 225V226H61ZM65 225V224H64ZM19 226V225H18ZM24 226V225H23ZM23 226H22V228H23ZM26 226V225H25ZM31 226V225H30ZM49 226H51V225H49ZM60 226H57V227H60ZM63 226V225H62ZM61 226V227H62ZM6 227V226H5ZM12 227V226H11ZM27 227V226H26ZM52 227V226H51ZM0 228H2L1 226H0ZM15 228V227H14ZM30 228H32V227H30ZM53 228V229H54ZM244 228V227H243ZM56 229V228H55ZM237 229V228H236ZM19 230V229H18ZM35 230V229H34ZM22 231V230H21ZM40 231V230H39ZM38 231V232H39ZM248 231H249V229H248ZM25 232V231H24ZM33 232V231H32ZM49 232H50V229H49ZM67 232H69V231H67ZM13 233V232H12ZM20 233V232H19ZM37 233V232H36ZM42 233V232H41ZM243 233H245V232H243ZM4 234H5V232H4ZM10 234V233H9ZM32 234V233H31ZM47 234V233H46ZM14 235V234H13ZM17 236V235H16ZM51 236H53V235H51ZM262 236V235H261ZM29 238H31V237H29ZM58 239V238H57ZM12 240V239H11ZM31 240V239H30ZM40 240H41V244H44L46 247H48V248H50V249H54V248H59V245H57L59 242H56V240H54L53 238H51V237H48V235L47 236H44V234L40 237ZM59 240V239H58ZM66 240V239H65ZM71 239H69V241H70ZM9 241V240H8ZM22 241V240H21ZM61 241V240H60ZM5 242V241H4ZM13 243H14V241H12ZM18 242H20V241H18ZM67 242V241H66ZM65 242V243H66ZM7 243V242H6ZM9 243V242H8ZM17 243V242H16ZM57 243V244H56ZM64 243V242H63ZM67 243H70V242H67ZM4 244V243H3ZM11 244V243H10ZM9 244V245H10ZM19 244V243H18ZM13 245H15V244H13ZM20 245V244H19ZM18 245V247L19 248H21L22 249V247H20ZM25 245V244H24ZM63 245H65V244H60V246L62 247ZM67 245V244H66ZM16 246V245H15ZM13 247V248H16V247ZM22 246V245H21ZM28 246V245H27ZM30 246V245H29ZM28 246V247H29ZM32 246H34V245H32ZM31 246V247H32ZM42 246V245H41ZM56 246V247H55ZM69 246V248L71 247V248H73L72 247V245H71V243H70V245H67V247ZM34 247H37V246H34ZM264 247V246H263ZM10 248V247H9ZM18 248V249H19ZM24 248V247H23ZM30 248V247H29ZM28 248V249H29ZM33 248V247H32ZM32 248H30V249H32ZM38 248V247H37ZM63 248V247H62ZM5 249H6V247H5ZM4 249V250H5ZM7 249H8V247H7ZM7 249L5 250V251H7ZM61 249V248H60ZM64 249V248H63ZM66 249V248H65ZM75 249L76 250H78L76 247H75ZM12 250V249H11ZM34 250V249H33ZM42 250V249H41ZM71 250V249H70ZM70 250L69 251H67L68 253L70 252ZM95 250V249H94ZM15 251H17V250H14V252ZM45 251V250H44ZM46 251H49V250H46ZM45 251V252H46ZM57 251V250H56ZM63 251V250H62ZM88 251H92V250H88ZM246 251V250H245ZM2 253H3V251H1ZM13 252V251H12ZM54 252V253H53ZM52 253H51V251H50V253L51 254H54L55 255V253H60V252H55V251H53ZM73 252V251H72ZM98 252V251H97ZM19 252H17V254H18ZM35 253H37V251H35ZM39 254H40V248H39V252H38ZM37 253V254H38ZM41 253H42V251H41ZM49 252H48V254H47V252H46V254L48 255V256H50L49 254H50ZM87 253H90V252H87ZM96 253V252H95ZM4 254V253H3ZM22 254V253H21ZM43 254V253H42ZM61 254V253H60ZM63 254V253H62ZM61 254V255H62ZM93 254V253H92ZM91 254V255H92ZM8 255V254H7ZM43 255H45V253L43 254ZM72 255V254H71ZM97 255V254H96ZM1 256V255H0ZM6 256V255H5ZM46 256V255H45ZM45 256H43L44 258H45ZM48 256H46V259H48ZM7 257V256H6ZM19 257H20V255H19ZM38 257V256H37ZM36 257V258H37ZM43 257H41L40 258V261H39V259H36L35 261L36 262H34V260L32 261L33 263L32 264H39V263H44V259H43ZM50 257H52V256H50ZM55 257V256H54ZM2 258V257H1ZM0 258V259H1ZM6 259V258H5ZM4 259V260H5ZM15 259H16V257H15ZM19 259V258H18ZM58 260L60 259V257H58L57 258ZM56 259V260H57ZM17 260V259H16ZM55 260V261H56ZM19 261H21V260H19ZM39 261V262H38ZM48 262H50V258H49V260H47ZM47 261H45V263L44 264H47L48 262ZM60 261L62 262V260L60 259ZM47 262V263H46ZM51 262H52V260H51ZM54 262V261H53ZM53 262H52V264H53ZM2 263V262H1ZM8 263V262H7ZM10 263V262H9ZM8 263V264H9ZM59 263V261L57 262V264ZM4 264H6V263H4ZM11 264H15V263H12L11 262ZM17 264H18V262H17ZM49 264V263H48ZM60 264V263H59Z\"/></svg>","mask_w":264,"mask_h":264}]
</instances>
